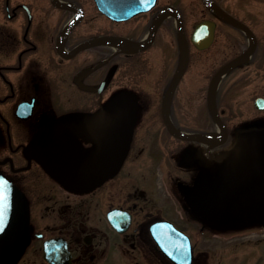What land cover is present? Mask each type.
I'll list each match as a JSON object with an SVG mask.
<instances>
[{"label": "flooded vegetation", "instance_id": "flooded-vegetation-1", "mask_svg": "<svg viewBox=\"0 0 264 264\" xmlns=\"http://www.w3.org/2000/svg\"><path fill=\"white\" fill-rule=\"evenodd\" d=\"M111 1L0 0V264H264V0Z\"/></svg>", "mask_w": 264, "mask_h": 264}, {"label": "water", "instance_id": "water-1", "mask_svg": "<svg viewBox=\"0 0 264 264\" xmlns=\"http://www.w3.org/2000/svg\"><path fill=\"white\" fill-rule=\"evenodd\" d=\"M153 0H151L152 3ZM206 5L209 6H215L213 5L210 0H203ZM98 6L102 9L103 12L106 14L113 16L114 18H120L123 16H128L131 14L132 11L129 10H116L113 7L112 1L111 0H96ZM150 3V4H151ZM209 36H204V38L200 39L197 41V46L198 47H205L207 46L209 42ZM182 49H181V66L179 71H182L185 62L187 61V47H186V41L183 39L181 42ZM242 59V55L234 58L233 60H230L226 64H224L218 71H224L226 68L230 67L234 63H236L238 60ZM179 134V133H178ZM182 136L186 137H191L190 135H184V134H179ZM214 144H217L215 141ZM14 200L13 199H6V204L8 205L7 208V214H6V224L4 227V230L0 232V261L4 260L8 254H9V244L11 243L12 237L15 235L16 228L21 221L20 219V214L18 211V205L17 208L14 205Z\"/></svg>", "mask_w": 264, "mask_h": 264}, {"label": "snow or ice", "instance_id": "snow-or-ice-1", "mask_svg": "<svg viewBox=\"0 0 264 264\" xmlns=\"http://www.w3.org/2000/svg\"><path fill=\"white\" fill-rule=\"evenodd\" d=\"M5 191H6V183L2 178H0V232L4 230L6 224L7 208H8V205L5 202L6 201Z\"/></svg>", "mask_w": 264, "mask_h": 264}, {"label": "rangeland", "instance_id": "rangeland-1", "mask_svg": "<svg viewBox=\"0 0 264 264\" xmlns=\"http://www.w3.org/2000/svg\"><path fill=\"white\" fill-rule=\"evenodd\" d=\"M250 3H252V2H250ZM216 243L219 244V246H218L219 249H220V245H221V244L224 245L221 241H216Z\"/></svg>", "mask_w": 264, "mask_h": 264}]
</instances>
